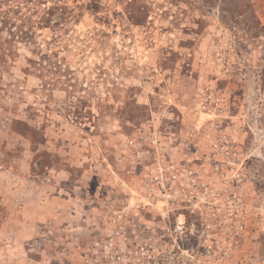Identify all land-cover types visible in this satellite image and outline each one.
Here are the masks:
<instances>
[{
  "label": "rangeland",
  "instance_id": "obj_1",
  "mask_svg": "<svg viewBox=\"0 0 264 264\" xmlns=\"http://www.w3.org/2000/svg\"><path fill=\"white\" fill-rule=\"evenodd\" d=\"M0 264H264V0H0Z\"/></svg>",
  "mask_w": 264,
  "mask_h": 264
},
{
  "label": "trees",
  "instance_id": "obj_2",
  "mask_svg": "<svg viewBox=\"0 0 264 264\" xmlns=\"http://www.w3.org/2000/svg\"><path fill=\"white\" fill-rule=\"evenodd\" d=\"M184 231H185L184 235H188L189 234V228H186V230H184Z\"/></svg>",
  "mask_w": 264,
  "mask_h": 264
},
{
  "label": "built area",
  "instance_id": "obj_3",
  "mask_svg": "<svg viewBox=\"0 0 264 264\" xmlns=\"http://www.w3.org/2000/svg\"><path fill=\"white\" fill-rule=\"evenodd\" d=\"M178 229H180V228L178 227ZM179 231L183 232L182 229H180Z\"/></svg>",
  "mask_w": 264,
  "mask_h": 264
}]
</instances>
